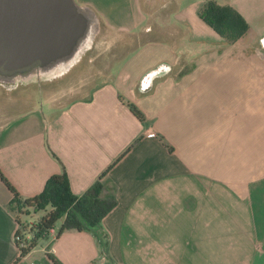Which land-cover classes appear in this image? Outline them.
Returning <instances> with one entry per match:
<instances>
[{
	"label": "crops",
	"instance_id": "obj_1",
	"mask_svg": "<svg viewBox=\"0 0 264 264\" xmlns=\"http://www.w3.org/2000/svg\"><path fill=\"white\" fill-rule=\"evenodd\" d=\"M74 1L122 40L89 89L56 90L60 64L0 78V172L22 199L56 174L77 196L104 175L117 206L100 235L67 230L21 256L0 177V264H264V0L219 3L248 23L232 43L200 17L208 0Z\"/></svg>",
	"mask_w": 264,
	"mask_h": 264
},
{
	"label": "trees",
	"instance_id": "obj_2",
	"mask_svg": "<svg viewBox=\"0 0 264 264\" xmlns=\"http://www.w3.org/2000/svg\"><path fill=\"white\" fill-rule=\"evenodd\" d=\"M200 17L231 43L240 40L248 31L246 19L236 9L230 5H221L215 0L207 1L200 11ZM128 105L137 118L144 120V114L134 104ZM0 177L12 191V205L21 218L15 234L21 256L33 249L38 240L47 238L50 229L59 221L63 222L58 236L67 230H90L100 235L103 219L117 206L115 195L109 193L102 181L104 175L84 194L77 196L70 187L67 174H56L48 179L39 195L28 199H22L1 172ZM31 210L46 213L36 223H27L22 218L30 214ZM55 263L60 264L57 260Z\"/></svg>",
	"mask_w": 264,
	"mask_h": 264
},
{
	"label": "water",
	"instance_id": "obj_3",
	"mask_svg": "<svg viewBox=\"0 0 264 264\" xmlns=\"http://www.w3.org/2000/svg\"><path fill=\"white\" fill-rule=\"evenodd\" d=\"M88 25L74 0H0V78L26 77L69 57ZM157 75L149 72L143 89Z\"/></svg>",
	"mask_w": 264,
	"mask_h": 264
},
{
	"label": "rangeland",
	"instance_id": "obj_4",
	"mask_svg": "<svg viewBox=\"0 0 264 264\" xmlns=\"http://www.w3.org/2000/svg\"><path fill=\"white\" fill-rule=\"evenodd\" d=\"M227 1L229 0H217L218 3H226ZM149 5V2L143 1V7L149 10L161 8V1L156 0L152 2L151 6ZM87 16L89 17L88 14ZM121 40L122 38H120V36L111 33L103 24L89 17L87 31L77 44L73 53L69 57L43 69H52L54 65L57 66L60 64V66H58L59 72L65 76L62 80L60 79L53 83L58 91L67 88V84H63V81L65 82L67 79H69L68 83L75 85L76 89H79L83 83L90 81L87 87V89H89L103 71L106 73L107 68L110 66L107 65L108 59L113 56L115 47L118 46L117 41ZM6 85L7 87H5L4 90L7 91V93L12 92V84L7 83ZM43 213V211L36 212L31 210L30 214L23 216V218L25 217V219L34 221L40 218Z\"/></svg>",
	"mask_w": 264,
	"mask_h": 264
},
{
	"label": "built area",
	"instance_id": "obj_5",
	"mask_svg": "<svg viewBox=\"0 0 264 264\" xmlns=\"http://www.w3.org/2000/svg\"><path fill=\"white\" fill-rule=\"evenodd\" d=\"M50 235H52L53 240L57 239L58 232L55 230V227L50 229ZM49 250H53V247H50Z\"/></svg>",
	"mask_w": 264,
	"mask_h": 264
}]
</instances>
